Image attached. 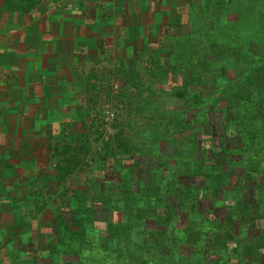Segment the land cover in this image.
<instances>
[{
  "label": "trees",
  "instance_id": "16d2710c",
  "mask_svg": "<svg viewBox=\"0 0 264 264\" xmlns=\"http://www.w3.org/2000/svg\"><path fill=\"white\" fill-rule=\"evenodd\" d=\"M205 2V8L215 13L230 5V0ZM29 6H34L30 0H0V9L20 16ZM257 23L264 29L261 21ZM197 25L193 23L191 34L175 42L171 51L175 64L166 69V84L175 80L169 95L180 104L160 110L147 96L134 102L129 111L134 117L132 140L120 145L122 158L115 154L104 158L99 187L88 196L75 191L63 199L45 246L13 264L260 262L264 51L243 48L248 39L242 35L236 39L238 45L220 43L198 32ZM245 56L251 62H245ZM231 137L238 145L226 143ZM75 141L60 140L54 148V155L62 156L63 165L57 166L61 176L77 163L81 149L70 148ZM134 156L152 161L150 185L139 179ZM235 166L246 174L245 185H230ZM248 182L256 184V198L247 195ZM219 247H230L226 257L213 250Z\"/></svg>",
  "mask_w": 264,
  "mask_h": 264
},
{
  "label": "rangeland",
  "instance_id": "374dc122",
  "mask_svg": "<svg viewBox=\"0 0 264 264\" xmlns=\"http://www.w3.org/2000/svg\"><path fill=\"white\" fill-rule=\"evenodd\" d=\"M84 1L30 0L34 6H29L28 10H43L47 17L50 14L57 15L58 22L51 17L50 23H46V31H55L62 25L73 24L75 12L81 9L79 3ZM168 2L159 1L151 29L138 28L140 20L135 25L141 44L133 42L123 53L117 52V49L114 52L111 48L104 56L97 54L93 63H85L78 68L69 84L68 81L63 82L67 97L64 113L69 114L66 116L63 113L62 117L59 111H47L41 120L46 126L48 138L46 147L41 148L38 154L40 165L37 162L28 168L33 176L25 173L27 170H18L10 186L7 181H0V264H13L35 251L37 254L49 240V228L62 200L75 191L88 196L94 186L99 187L103 180L99 166L103 164V159L112 154H115L116 159H121L120 145L132 140L130 122L134 117L129 115V111L134 102L138 104L139 99L147 96V100L156 103L160 110H171L180 104L169 95L175 80L171 79L166 84V69L175 64L171 54L175 42L191 34L193 23L197 22L198 32L202 30L205 36L218 39L220 43L238 45L236 39L242 35L248 39L243 48L250 47L253 52L264 51V29L260 30L257 23L261 21L264 24V8H261L264 7V0H230V5L217 13L205 8V0ZM126 6L128 15L132 13L129 23L133 25L131 22L139 9L144 11V7L139 3ZM82 7L85 8L84 5ZM34 13L36 14H30L35 15ZM221 47V50L225 49L224 46ZM249 57L245 56V62H251ZM110 114H113L112 118L109 117ZM209 120L210 123L214 122L211 113ZM35 127L38 130L40 126ZM55 129L60 131L53 134ZM73 137L76 141L72 142L70 148H80L81 151H78L79 157L74 169L61 176L57 166L63 165L62 156L59 153L54 155V148L60 140L68 143ZM213 141L216 142L217 138H213ZM237 141L231 137L226 143L231 146ZM133 160L139 163V179L150 185L153 179L151 171L154 169L152 161L138 156H134ZM233 160H237V157L234 156ZM17 168L19 166L15 169ZM244 175L246 174L242 173V168L235 166L230 185L233 186L236 182L244 184ZM232 186L227 189L231 190ZM255 186L254 182L246 184V193L251 198H256ZM226 198L230 199L228 195ZM260 226L264 227V221L260 222ZM213 250L220 251L226 257L230 247ZM184 251L185 254L189 253L187 249ZM257 252L260 260L257 264H264V247Z\"/></svg>",
  "mask_w": 264,
  "mask_h": 264
},
{
  "label": "crops",
  "instance_id": "0c3cea01",
  "mask_svg": "<svg viewBox=\"0 0 264 264\" xmlns=\"http://www.w3.org/2000/svg\"><path fill=\"white\" fill-rule=\"evenodd\" d=\"M159 1L169 3L85 0L79 3L81 9L75 12L73 24L55 31H46V23L51 17L58 22L57 15L47 17L45 11L31 9L20 16L0 9V181L10 186L18 170L30 174V165H40L38 154L48 138L41 120L47 111H59L61 116L66 112L63 82L69 84L78 68L93 63L97 54L104 56L111 48L123 53L131 43L141 44L135 25L140 20L138 28L151 29ZM135 3L144 11L139 9L130 25L132 13L128 15L126 5ZM33 12L36 14L31 15ZM35 125L40 126L38 130Z\"/></svg>",
  "mask_w": 264,
  "mask_h": 264
},
{
  "label": "built area",
  "instance_id": "2783aa9c",
  "mask_svg": "<svg viewBox=\"0 0 264 264\" xmlns=\"http://www.w3.org/2000/svg\"><path fill=\"white\" fill-rule=\"evenodd\" d=\"M109 117H111V118H112V117H113V114H110V116H109Z\"/></svg>",
  "mask_w": 264,
  "mask_h": 264
}]
</instances>
